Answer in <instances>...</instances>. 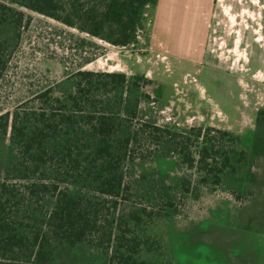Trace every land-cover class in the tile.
I'll use <instances>...</instances> for the list:
<instances>
[{
	"label": "trees",
	"instance_id": "trees-1",
	"mask_svg": "<svg viewBox=\"0 0 264 264\" xmlns=\"http://www.w3.org/2000/svg\"><path fill=\"white\" fill-rule=\"evenodd\" d=\"M157 0H0V83L36 12L115 46L132 44ZM81 42L90 43L85 40ZM71 88L48 85L0 112V264H57L59 244H86L101 264H159L163 240L146 230L177 213L199 186H220L252 162L239 135L210 125L179 128L148 114L151 80L141 74L82 67ZM154 101V99L152 100ZM264 133V110L255 118ZM159 151L193 169L172 186L146 174L131 204V163ZM51 199L47 207L46 200ZM165 264H174L168 258Z\"/></svg>",
	"mask_w": 264,
	"mask_h": 264
},
{
	"label": "rangeland",
	"instance_id": "rangeland-1",
	"mask_svg": "<svg viewBox=\"0 0 264 264\" xmlns=\"http://www.w3.org/2000/svg\"><path fill=\"white\" fill-rule=\"evenodd\" d=\"M256 2L216 1L219 14L203 57L195 56L199 50L192 51V37L176 40L160 35L158 47L152 38V12L145 16L136 40L125 47L30 12L31 22L0 83V112L11 111L48 85L55 84L59 94L69 90L71 74L87 59L83 69L149 78L151 82L144 87L152 98L148 114L157 123L181 129L210 125L240 136L252 162L220 186H199L195 194L186 196L177 213L156 220L146 230L163 240L166 256L146 252L142 256L159 264L167 258L174 264H264V133L255 122L257 112L264 110V5ZM193 18L190 24H181L195 28L199 21ZM189 45L191 50H187ZM7 144V139L0 140L2 171ZM142 174L172 186L183 175L197 177L193 169L164 151L137 159L128 169L132 205L140 201L147 185ZM51 202L47 198V207ZM101 261L100 252L86 244H59L57 264Z\"/></svg>",
	"mask_w": 264,
	"mask_h": 264
},
{
	"label": "crops",
	"instance_id": "crops-1",
	"mask_svg": "<svg viewBox=\"0 0 264 264\" xmlns=\"http://www.w3.org/2000/svg\"><path fill=\"white\" fill-rule=\"evenodd\" d=\"M217 0H157L152 11L148 7L145 15L153 13L154 29L151 28L152 38L157 41V46L161 48V37L164 39L184 40L186 38H194L195 43L192 44V51H198L195 56L203 57L208 54V41L212 30V23L219 14ZM264 5V0H257L256 3ZM195 16L199 21V25L193 28L188 26L185 28L183 24L191 23ZM203 19V21H202ZM183 22V24H181ZM160 33V34H159ZM175 36V37H174ZM160 44V45H159ZM163 46V44H162ZM189 45L187 50H191ZM197 46V48H196ZM166 50V48H164ZM200 50L202 52L200 53ZM213 47L209 49L212 51ZM194 54L192 55V57ZM186 57V56H185ZM191 61L196 59H191Z\"/></svg>",
	"mask_w": 264,
	"mask_h": 264
}]
</instances>
